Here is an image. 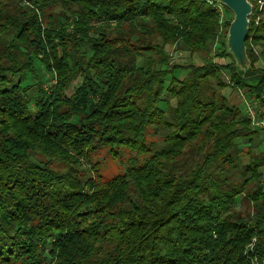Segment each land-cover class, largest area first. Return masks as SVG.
Returning <instances> with one entry per match:
<instances>
[{"label": "trees", "instance_id": "trees-1", "mask_svg": "<svg viewBox=\"0 0 264 264\" xmlns=\"http://www.w3.org/2000/svg\"><path fill=\"white\" fill-rule=\"evenodd\" d=\"M260 1L246 85L213 0H0V264H264L262 140L221 93L264 107Z\"/></svg>", "mask_w": 264, "mask_h": 264}, {"label": "rangeland", "instance_id": "rangeland-1", "mask_svg": "<svg viewBox=\"0 0 264 264\" xmlns=\"http://www.w3.org/2000/svg\"><path fill=\"white\" fill-rule=\"evenodd\" d=\"M226 13V20L232 18V15ZM228 30V28H227ZM225 37L219 38V40L222 43H225L226 41V35ZM219 41V42H220ZM167 53H169L171 57V64H178V65H196L200 66L206 63L207 61L210 60L214 56L213 53V47L209 51H203L202 53H195V54H190L185 51H175L174 46H167L166 47ZM217 63H224V60H215ZM228 62V61H227ZM41 73V72H40ZM44 79H46L47 82H53V78L47 75L46 73H43ZM221 80L224 83L229 82L228 75L223 74L221 77ZM47 84V83H46ZM76 83H73L72 87L75 89ZM45 88L47 91H49V88L47 85H45ZM222 95L226 96L228 98L229 103L234 106L239 108L243 114L249 117V113L253 112V117L254 119H251V125L255 127L257 130H259V137L262 140L261 145L259 146L260 152L264 154V124L261 126V123H264V107L260 104L259 101H257L254 97H248V95L244 91H239L238 89L230 88L227 87L221 91ZM254 123V124H253ZM127 157V154H124L123 159ZM92 159L95 161H98L100 163L99 167V174L101 177L105 180L111 179L112 177L121 174L124 171V165L121 163L119 158H112L106 150H99L97 154H94ZM249 157L247 155L243 156V161L244 163H248ZM261 172L263 174V179L262 183L264 185V169H261ZM245 205L242 206H237V209H240V211L245 210Z\"/></svg>", "mask_w": 264, "mask_h": 264}, {"label": "water", "instance_id": "water-1", "mask_svg": "<svg viewBox=\"0 0 264 264\" xmlns=\"http://www.w3.org/2000/svg\"><path fill=\"white\" fill-rule=\"evenodd\" d=\"M222 5L232 15L228 25L224 47L226 53L231 56L235 64L236 73L246 85L253 84L246 79L251 70V63L247 57L245 42L248 37L250 17L253 6L249 0H213Z\"/></svg>", "mask_w": 264, "mask_h": 264}, {"label": "built area", "instance_id": "built-area-1", "mask_svg": "<svg viewBox=\"0 0 264 264\" xmlns=\"http://www.w3.org/2000/svg\"><path fill=\"white\" fill-rule=\"evenodd\" d=\"M263 3H264V0L260 1L259 2V5H260V8L263 6ZM210 4H212V2H210ZM213 5V4H212ZM214 8L216 9V11L218 12L219 14V22L220 24L222 25L223 23L225 24L226 22V14H225V10L223 8L222 5L216 3V5H214ZM225 31H227V29L224 27L221 32L224 33ZM226 33V32H225ZM249 118L250 120L251 119H254L253 117V112H250L249 113ZM252 121V120H251ZM254 124V123H253ZM264 123H261V126L263 125Z\"/></svg>", "mask_w": 264, "mask_h": 264}]
</instances>
